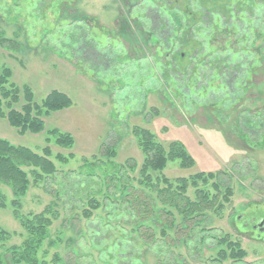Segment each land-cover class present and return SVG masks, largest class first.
<instances>
[{
	"label": "rangeland",
	"instance_id": "obj_1",
	"mask_svg": "<svg viewBox=\"0 0 264 264\" xmlns=\"http://www.w3.org/2000/svg\"><path fill=\"white\" fill-rule=\"evenodd\" d=\"M185 2L196 10H217L202 21L193 13L197 25L192 40L203 42L204 50L190 58L186 74L170 67L167 47L159 43L163 15L157 17L167 13L177 30L172 7H184ZM225 8L233 13L223 16ZM127 22L135 31L125 28ZM0 36V71H12L7 87L28 86L36 102L55 89L73 101L43 116L45 127L38 133H21L0 116V138L38 153L49 146L58 168L55 176L41 178L26 168L30 185L18 205L11 189L0 185V228L7 231L0 240V256L8 264L28 238L15 210L29 216L46 208L52 221L37 255L49 263L58 254L63 264H199L182 245L158 238L147 246L136 236H119L127 226L110 223L102 208L93 210L91 218L82 214L88 196L103 198L105 168L111 169L112 162L137 185L143 154L136 127L151 130L164 145L182 143L193 157L194 165L187 168L168 162L164 173L170 179L223 173L222 179L233 187L232 199L220 213H207L204 225L214 234L228 233L241 241L248 255L236 264H264V225L256 227L264 222V126L259 145L247 147L240 128L251 136L256 130L236 112H256L250 117L264 123V0H0ZM173 43L179 48L175 38ZM216 63L240 69L232 88L221 78L231 70ZM24 96L22 92L21 103ZM53 130L70 133L73 145L57 144ZM112 151L115 156L109 159ZM100 163L107 167L93 166ZM118 188L120 184L112 191ZM63 189H71L73 196L68 198ZM208 248H201L202 261L219 249Z\"/></svg>",
	"mask_w": 264,
	"mask_h": 264
},
{
	"label": "trees",
	"instance_id": "obj_2",
	"mask_svg": "<svg viewBox=\"0 0 264 264\" xmlns=\"http://www.w3.org/2000/svg\"><path fill=\"white\" fill-rule=\"evenodd\" d=\"M190 1L192 2V0ZM191 5L192 3L185 2L184 7H181L183 9L178 6L172 7V12H170L174 19L177 18L179 21L177 30L176 23L167 21L165 16H168L167 13H157L159 20L163 15V27L159 31L161 34L159 35V43L163 47H167L170 67L177 68L184 74L187 73L190 60L204 50L203 42H193L192 40L197 25L195 24L196 20L193 19V13L200 14V21H202L205 20L204 16L209 14L211 17L217 11L215 9L209 10L205 6H201L202 9H197V11ZM226 9L221 10L223 16L227 15L226 12L233 13L232 9ZM126 27L134 30L129 22H127V26L125 25ZM163 29L164 31H162ZM174 33H176L175 41L178 43L176 46L179 48L173 45ZM1 38L3 37L0 36ZM4 40L2 39V43L5 42ZM6 40L8 41V39ZM8 42L12 44L11 40ZM212 61L205 62L208 70H210L209 67H212ZM208 63L210 65H207ZM216 64L218 67L219 63ZM220 67V69L227 68L236 73L240 70L233 64L226 65L223 63ZM11 76L12 71L9 67L0 71V116L6 118L9 124L19 129L21 133L41 132L45 127L43 116L63 110L73 104L72 99L66 93L56 89L48 93L41 102H36L33 91L28 86L21 88L12 83L7 87ZM22 92L25 94L23 103H21ZM16 104H21L19 109L15 108ZM5 106L8 107L7 112L4 110ZM262 112L261 115L264 114ZM240 113L244 114V118H246V122L244 120L243 123L252 130H256V133L251 136L250 133H246L243 128H240L246 135V143L248 147H257L259 145L258 134L263 129L264 123L250 117V114L257 115L256 112L249 111L247 114V112L240 111ZM134 130L137 144L143 154V161L136 178L137 185H133L131 178L121 172L122 167L118 163L112 162L109 164L111 169L105 168L106 188L102 193L103 198L100 200L94 196H88L85 206H83V216L91 218L93 210L102 208L106 210V217L110 223L129 228V230L127 228L121 230L119 236L129 237L128 239L136 236L142 244L147 246L155 245L158 238L164 239L165 243L168 242L171 245H182L191 253L190 257L199 261V264H224L226 261H231L233 264L243 262L248 252L240 240L234 239L228 233L221 234V236L214 234L212 233L213 228L204 225L207 213H220L232 199L233 187L222 179L223 175L221 176V174L223 173L220 171L199 172L190 177L170 179L164 173L168 162L178 161L181 167L187 168L194 165L193 157L178 141L164 145L158 141L151 130L142 127H136ZM54 133L57 134V144L73 145L74 138L70 133L53 130ZM51 156L52 151L49 146L43 148L42 153H38L28 146L15 145L5 138H0V185L11 189L15 198L14 205L19 204L18 198L26 194L30 185L26 168H32L35 177L38 178L44 175L52 177L58 173V168ZM113 156H115L114 151L109 152L107 157L111 159ZM57 158L62 162L66 161V157L61 154H58ZM93 166L101 167L104 164H93ZM89 169L93 172L92 166ZM91 172L88 174L91 175ZM225 173L229 178L228 181H230L232 176L228 172ZM118 184H120V188L112 191ZM63 190V194L68 195V198L73 196L69 193L71 189ZM65 203L66 201H64ZM51 213L50 208H46L42 213L23 216L18 209L15 210V216L21 220V224L28 232V238L25 239L19 249L17 246L14 247L17 250L12 253L13 264H63L58 254L54 255L50 263L39 259L37 255L39 247L47 238L52 221ZM6 234L7 231L0 228V240L6 238ZM117 245L119 247L120 243L117 242ZM205 245L210 247L209 250H214L217 247L219 249L216 253L209 254L206 261H202L200 256ZM158 247L161 249V246ZM0 264L8 263L0 256Z\"/></svg>",
	"mask_w": 264,
	"mask_h": 264
},
{
	"label": "flooded vegetation",
	"instance_id": "obj_3",
	"mask_svg": "<svg viewBox=\"0 0 264 264\" xmlns=\"http://www.w3.org/2000/svg\"><path fill=\"white\" fill-rule=\"evenodd\" d=\"M205 17V16H204ZM206 18V17H205ZM194 37V36H193ZM192 37V38H193ZM207 65H209V63L207 64ZM223 77H221V78H224V81L223 82H225L226 83V85H227V87H233V85H234V82H235V80L237 79V78H239L240 76L238 75V73H236L235 71H228V73H226V76H224V75H222ZM233 83V84H232ZM233 97H234V99H236V95L235 94H233L232 95ZM241 98L239 97V95L237 94V100H240ZM238 102H240V101H237L236 103H238ZM237 112V115L239 116V114H242V113H240V111L239 110H237L236 111ZM241 112H243V111H241ZM240 133L241 134H244L243 132H241L240 131ZM245 135V134H244ZM247 147H248V145H247ZM264 225V222H257L256 223V227H260V228H262V226Z\"/></svg>",
	"mask_w": 264,
	"mask_h": 264
}]
</instances>
